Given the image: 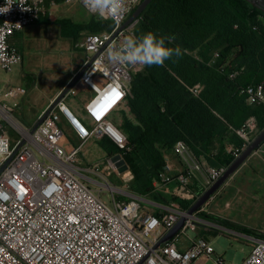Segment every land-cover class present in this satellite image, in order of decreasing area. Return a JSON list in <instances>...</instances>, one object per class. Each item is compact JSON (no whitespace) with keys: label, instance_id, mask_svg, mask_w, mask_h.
Listing matches in <instances>:
<instances>
[{"label":"built area","instance_id":"obj_1","mask_svg":"<svg viewBox=\"0 0 264 264\" xmlns=\"http://www.w3.org/2000/svg\"><path fill=\"white\" fill-rule=\"evenodd\" d=\"M142 1L127 0V11L122 18L108 19L114 23L112 29L84 36L79 47L85 51L86 59L57 97L83 72L82 75L34 133H31L33 127L24 124L19 116L20 101L27 90L11 87L5 93L8 100L0 98V264H204L216 254L214 246L200 234L216 229L239 234L200 216L212 214L207 209L224 185L186 221L181 232L191 229L198 233L196 238L189 237L187 249L181 248L179 233L158 246L179 220L188 216V210L175 203L158 205L149 197L161 193L186 197L191 186L198 184L201 187L196 195L198 200L228 168L209 165L203 155L195 154L183 141L173 147L181 169L176 170L168 159L154 190L145 195L131 191L129 184L134 175L126 180L120 178L118 168L126 166L121 155L101 168L81 166V153L90 139L109 138L120 148L126 144V136L110 116L125 105L131 74L141 66L110 64L106 51L111 45L118 46L125 36L135 34L138 20L123 30L120 28ZM43 2L13 0L10 10L0 13V71L10 73L22 64L23 54L10 43V37L40 18ZM66 2L81 5L97 17L84 7L82 0ZM3 6L5 0H0V7ZM79 86L88 91L87 98H78ZM113 88L122 93L114 101L108 99ZM191 90L198 95L201 86ZM2 91L0 84V95ZM242 93L250 104H264V83L249 85ZM67 98L79 100L88 125L77 117ZM10 128L17 136L9 133ZM234 131L243 145L239 149L229 146L228 152L237 158L259 133L258 122L250 117ZM73 138L79 140L78 145L70 146L68 141ZM114 174H118L122 186L113 184L110 178ZM86 181L98 185L100 191L94 192ZM103 189L111 192L114 208L103 201ZM120 196L129 200L121 202ZM155 206L162 211L157 214ZM240 235L252 243L251 251L240 264H264V239ZM214 261L234 264L220 256Z\"/></svg>","mask_w":264,"mask_h":264},{"label":"trees","instance_id":"obj_2","mask_svg":"<svg viewBox=\"0 0 264 264\" xmlns=\"http://www.w3.org/2000/svg\"><path fill=\"white\" fill-rule=\"evenodd\" d=\"M86 27L88 33H100L114 23L93 17ZM149 31L174 36L169 46L180 45L184 54L163 67L141 66L132 72L125 110L121 121L114 123L126 136V144L120 148L103 139L114 146L110 155H121L131 170L130 189L138 195L154 190L176 142H185L211 166L229 167L236 158L228 147L243 145L234 129L250 117L256 118L259 132L264 129V104H250L242 93L249 85L264 83L263 10L249 0H152L139 17L135 35ZM197 85L198 95L191 90ZM200 188L193 184L186 197H171L167 203L189 210ZM154 198L161 200L156 194ZM200 216L264 239L258 230L226 218Z\"/></svg>","mask_w":264,"mask_h":264},{"label":"rangeland","instance_id":"obj_3","mask_svg":"<svg viewBox=\"0 0 264 264\" xmlns=\"http://www.w3.org/2000/svg\"><path fill=\"white\" fill-rule=\"evenodd\" d=\"M79 9L76 8L74 11L78 12L80 21L85 20L84 12ZM75 23L76 19L68 18L63 24H56L55 28L31 26L27 31L29 41L24 45V63L15 66L10 73L0 71L1 87H5L8 81L9 88L19 86L27 90V98L21 107L24 118H29L32 113H39L47 105L49 98L58 88L60 80L70 75L73 61H76L78 57L81 63L85 61L83 51H71L69 41L62 37V33L67 36L69 32L79 29V26L74 25ZM2 97L0 95V98ZM9 133L15 135L16 131L10 128ZM256 161L264 163V152ZM121 167L118 168L119 173L125 168V166ZM126 170L130 171V169ZM122 173L120 176L126 180L125 171ZM117 175L112 177L113 184L122 186L123 183ZM86 182L94 192L100 191L101 188L98 185ZM247 184L251 192L244 189ZM161 195L163 196L162 193ZM101 197L104 202L114 208L111 192L108 189L101 191ZM164 198L170 199L169 196ZM207 210L213 215L264 232V176L255 177L250 174V171H243L233 182L220 190ZM178 235L181 243L186 247L189 245V237L196 238L198 233L188 229L186 233L180 231ZM200 237H204L214 246L216 254L204 264H216L214 259L217 256L224 258L227 262L240 264L252 248V243L247 238L226 230H212L209 233L200 234Z\"/></svg>","mask_w":264,"mask_h":264},{"label":"crops","instance_id":"obj_4","mask_svg":"<svg viewBox=\"0 0 264 264\" xmlns=\"http://www.w3.org/2000/svg\"><path fill=\"white\" fill-rule=\"evenodd\" d=\"M76 8H78V9L80 8L79 10L84 12L85 20L81 19L82 22L80 21V18L77 15L78 12L74 11ZM43 9L44 10H43L42 14L40 15V18L34 24L28 26L24 31L18 32V33L14 34L13 36L10 37V43L12 45L16 46L23 54L24 58H23L22 64L24 63V59H25L24 45L26 42L29 41V37L27 35V33H28L27 31L29 30V28L33 25L34 26L35 25L48 26V27L55 28L56 24H63V22L65 20H68V18L69 19L70 18L76 19V23L74 25L79 26V29H77L76 31L69 32L67 36H64L62 33V37L67 38V41H69V43H70L69 47H70L71 51L74 52V51L82 50L83 51V57H84V59H86V53L82 48L79 47V44L82 42L85 34L86 33L88 34L86 26L89 24L91 19L95 16H92L91 14H89L81 5H78V4L70 5L66 2V0H44ZM82 64H83V62L81 63V60L79 59V57L76 61H73L70 75L68 76V78H66L64 80H60L58 88L53 93V95L49 98V102L47 103V105L39 113L35 112V113H32V115L29 118H24L23 117V111H21L22 110L21 107H22L23 103L25 102L27 95H25L21 99L19 116H20V118H22L24 124H26L29 127H33L40 120L43 113L49 108L52 101L57 97L58 93L72 79L73 74L75 73L77 68H79ZM7 87L9 88L8 81H6V86L2 87L3 91H2L1 95L3 96L2 97L3 100H8V98L5 97V93L8 89ZM78 91H79V96H78L79 99L87 98L88 91L86 89H84L83 86H79ZM66 102L72 108V110L77 115V117L79 119H81L82 121H84L86 125H88L86 119L84 118L83 112L81 111V108L79 105V100L76 98L73 100L67 98ZM122 110H125L124 106L120 107L119 109H117L116 111H114L111 114L110 120L113 123H119L121 121ZM63 123L68 129H70V126L66 121H64ZM12 136L15 137V136H17V134L12 135ZM68 142H69L70 146H74V145H78L79 140H77V138H73V139H70ZM113 147L114 146L112 145V143H110L107 140L90 139L89 141H87L85 143V145L83 147V151L81 153V157H82L81 166L84 168H87V167L92 168L96 165H98L99 168L103 167L109 160L113 159L116 156V155H110V151L113 149ZM262 152H264V143L258 149V151H256L248 159V161L234 173V175L228 180V182L225 184V186L228 185L230 182H233L235 180V178L237 177V175H240L241 173H243V171H247V172L250 171V174H252L255 177L260 176V175L264 176V163L256 161V159L259 157V155ZM170 162L176 170L181 169L179 160L175 157V155H173V154L170 155ZM122 172H123V170L120 173L121 175L123 174ZM125 173H126L125 175H126L127 179L132 176L131 170L129 171V173H128V170H125ZM86 175L90 176L91 178L93 177L92 174H86ZM113 176H115V174L112 175L110 179L114 182V180L112 178ZM249 178L251 179V177H249ZM171 187H174V185ZM244 189H246L247 192H251V188H250L249 184L245 185ZM156 195L159 196L161 198V200H156L154 198V195H151L149 198H151V200L154 201L155 203H157L158 205L164 206V204L167 203L168 199L164 198L165 195H163V196L161 194H156ZM170 199H171V196H170ZM170 206H171V204H170ZM154 208L157 211V214L162 211V209L159 206H155ZM256 230H258V229H256ZM258 231L264 234L263 231H261V230H258ZM183 246L184 245L182 244L181 248ZM187 247L188 246H186V247L184 246V249H187Z\"/></svg>","mask_w":264,"mask_h":264},{"label":"clouds","instance_id":"obj_5","mask_svg":"<svg viewBox=\"0 0 264 264\" xmlns=\"http://www.w3.org/2000/svg\"><path fill=\"white\" fill-rule=\"evenodd\" d=\"M84 7L101 20L118 21L127 11V0H82ZM13 0H5L0 13L10 10ZM27 10V9H25ZM174 36H158L149 31L137 37L135 34L125 36L119 45H111L106 51V59L110 64H133L139 66L163 67L173 57L184 54L180 45H172Z\"/></svg>","mask_w":264,"mask_h":264},{"label":"water","instance_id":"obj_6","mask_svg":"<svg viewBox=\"0 0 264 264\" xmlns=\"http://www.w3.org/2000/svg\"><path fill=\"white\" fill-rule=\"evenodd\" d=\"M151 1L152 0H143L141 2V4L139 6H137V8L134 10V12L129 16V18L126 20V22L121 26L120 30H123L127 26H129L132 23H134L135 21L139 20V17L141 16L142 12L146 9V7L148 6V4ZM249 1L251 3H253L257 8L264 11V0H249ZM82 73L80 75H78L75 78V80H73L71 82V84L69 86H67L65 88V90L56 98V100L53 102V104L42 115L40 120L33 126L31 133H34L35 130L45 121V119L48 117L50 111L65 97V95L68 93L70 88L78 81V79L80 78ZM263 143H264V129L257 134V136L252 140V142L247 146V148L240 154V156L234 160V162L227 168L226 172L220 177V179L217 180L206 192H204L198 198V200L187 211L188 216L182 217L179 220V222L158 243V246L162 243H165V242L171 240L174 236H176L183 229V227H184L186 221L189 219V217H194L195 214H197L200 211V209L203 207V205L210 199V197L213 194H215L218 190H220L228 182V180L234 175V173L240 167H242L256 151H258V149L262 146ZM18 148L16 149V151L18 150ZM119 157H120L119 155H116L114 157V159H119ZM124 169H126V166ZM124 169H122V170H124ZM235 232H237V231H235ZM237 233H239V232H237ZM239 234H241V233H239Z\"/></svg>","mask_w":264,"mask_h":264},{"label":"snow or ice","instance_id":"obj_7","mask_svg":"<svg viewBox=\"0 0 264 264\" xmlns=\"http://www.w3.org/2000/svg\"><path fill=\"white\" fill-rule=\"evenodd\" d=\"M121 96H122V93L119 91V89L113 88L108 99H112L114 101V100L121 98Z\"/></svg>","mask_w":264,"mask_h":264},{"label":"bare ground","instance_id":"obj_8","mask_svg":"<svg viewBox=\"0 0 264 264\" xmlns=\"http://www.w3.org/2000/svg\"><path fill=\"white\" fill-rule=\"evenodd\" d=\"M128 173H129V170H128ZM120 178H122V177L120 176Z\"/></svg>","mask_w":264,"mask_h":264}]
</instances>
